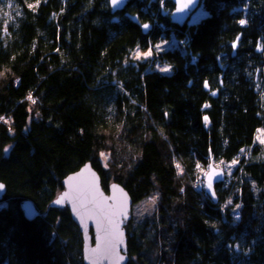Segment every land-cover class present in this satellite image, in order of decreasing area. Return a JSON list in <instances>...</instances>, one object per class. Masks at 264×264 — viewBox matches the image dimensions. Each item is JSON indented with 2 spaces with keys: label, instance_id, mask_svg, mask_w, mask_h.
I'll return each mask as SVG.
<instances>
[{
  "label": "trees",
  "instance_id": "trees-1",
  "mask_svg": "<svg viewBox=\"0 0 264 264\" xmlns=\"http://www.w3.org/2000/svg\"><path fill=\"white\" fill-rule=\"evenodd\" d=\"M174 6L0 0V264H84L50 203L86 162L134 203L156 195L127 264H264V0H201L183 25Z\"/></svg>",
  "mask_w": 264,
  "mask_h": 264
},
{
  "label": "water",
  "instance_id": "water-1",
  "mask_svg": "<svg viewBox=\"0 0 264 264\" xmlns=\"http://www.w3.org/2000/svg\"><path fill=\"white\" fill-rule=\"evenodd\" d=\"M175 4L171 19L178 25H183L200 4L201 0H172ZM128 0H120L111 5L114 10L122 9ZM182 8V11H178ZM0 200L6 193V185L0 181ZM64 189L51 202L50 206L67 208L71 218L78 225L83 239L84 264H127L129 253L127 246V231L125 225L131 218L132 198L126 188L118 182H111L107 189L102 186L98 171L86 162L77 171L68 174L63 180ZM211 185V186H209ZM207 191L213 195V183L207 182ZM68 195L65 196L64 194ZM63 197L60 204L56 201ZM25 217L29 220L40 215L32 200L23 202ZM122 234V235H119ZM99 245V248H98ZM114 245V247H113ZM92 249H98L94 254ZM123 257V259H121Z\"/></svg>",
  "mask_w": 264,
  "mask_h": 264
},
{
  "label": "rangeland",
  "instance_id": "rangeland-1",
  "mask_svg": "<svg viewBox=\"0 0 264 264\" xmlns=\"http://www.w3.org/2000/svg\"><path fill=\"white\" fill-rule=\"evenodd\" d=\"M204 14H205V12L203 11L202 7L199 6L196 10H194L191 13L190 17L188 18V21H190V22L197 21ZM144 54H145L144 52L141 53L140 51H135L134 56L135 57H138V58H141V57H144L145 56ZM165 66L168 67L169 70L168 71H165L164 73H169L171 71V68L168 65H165ZM4 119H7V118H4ZM1 121L2 120H0V122ZM102 158H103L102 161L105 164L106 157L103 155ZM203 177L204 176L202 174V177L199 179V185H201V184L204 183ZM154 208H155V200H153V199H151L149 197L148 198H145L144 200H142V201H140L138 203H135L132 206L131 218L128 220L126 227L128 228V225L129 224H133L134 225L135 223L140 222L142 219H144V218L149 217L150 215H152V213L154 211Z\"/></svg>",
  "mask_w": 264,
  "mask_h": 264
},
{
  "label": "snow or ice",
  "instance_id": "snow-or-ice-1",
  "mask_svg": "<svg viewBox=\"0 0 264 264\" xmlns=\"http://www.w3.org/2000/svg\"><path fill=\"white\" fill-rule=\"evenodd\" d=\"M37 2H38V0H37ZM119 2H120V0H112L113 5H116V4H118ZM181 2H182V0H178V3H181ZM190 3H192V0H187V3L184 4V7H187V4H190ZM28 7H33V5H28ZM177 10H178V11H182L183 9H182V8H178ZM239 22H240L241 24H244V23H245L244 20H240ZM144 27L147 28L148 25L145 24ZM238 39H239V37H237V40H238ZM157 47H159V45H157ZM233 47H235V44H233ZM149 54H150V51H149V53H145L144 55L147 56V55H149ZM168 70H169L168 68H164V69H162V71H168ZM205 86H207V82H205ZM28 98H29V99H32L30 95H29ZM33 103H35L34 100H33ZM3 119H4L3 117H0V120H3ZM205 120H207V117H205ZM5 151H7V149H5ZM234 163H235V162H234ZM178 167H179V165H178ZM209 186H211V185H209ZM0 187H3V185H0ZM64 195L67 196L68 194L65 193ZM62 200H63V197H61L60 199H58V200L56 201V203H57V204H60V203L62 202ZM119 235H122V234H119ZM113 247H114V245H113ZM98 248H99V245H98ZM97 250H98V249H92V252L95 254V253L97 252ZM121 259H123V257H121Z\"/></svg>",
  "mask_w": 264,
  "mask_h": 264
},
{
  "label": "bare ground",
  "instance_id": "bare-ground-1",
  "mask_svg": "<svg viewBox=\"0 0 264 264\" xmlns=\"http://www.w3.org/2000/svg\"><path fill=\"white\" fill-rule=\"evenodd\" d=\"M175 24H177V23H175ZM177 25H178V24H177ZM206 172H207V171H206ZM206 172H205V173H206ZM198 182H199V180L196 182V187H199V186H198V185H199ZM194 184H195V183H194ZM197 184H198V185H197ZM102 186H103V185H102ZM201 186H202V187H205L206 190H207V185H206L205 183L201 184ZM63 187H64V185H63ZM103 188H104V187H103ZM63 189H64V188H63ZM104 189H105V188H104ZM213 189H214V187H213ZM62 191H63V190H62ZM62 191H61V192H62ZM61 192H60V193H61ZM60 193H59V194H60ZM128 193H129V192H128ZM4 195H5V194H4ZM4 195H3V198H4ZM57 196H58V195H57ZM57 196H56V197H57ZM56 197H55V198H56ZM155 197H156V195L149 196V198H151V199H153V200H155ZM3 198H2V199H3ZM55 198H54V199H55ZM2 199H1V200H2ZM132 201H133V200H132ZM50 204H51V203H50ZM134 204H135V203L133 202L132 206H133ZM36 207H37V206H36ZM51 207H52V206H51ZM54 208H60V207H54ZM64 208H67V206L64 207ZM22 209H23V207H22ZM60 209H61V208H60ZM38 210H39V209H38ZM23 211H24V209H23ZM131 211H132V208H131ZM39 212H40V211H39ZM131 214H132V213H131ZM37 217H38V216H37ZM37 217H36V218H37ZM72 220H73V219H72ZM73 221H74V220H73ZM127 222H128V221H127ZM76 225H77V224H76ZM77 226H78V225H77ZM126 226H127V223H126V225H125V229H126V231L128 232ZM78 228H79V227H78ZM79 230H80V229H79ZM80 233H81V231H80ZM81 235H82V233H81ZM127 238H128V236H127ZM82 243H83V239H82ZM82 259H83V249H82Z\"/></svg>",
  "mask_w": 264,
  "mask_h": 264
},
{
  "label": "built area",
  "instance_id": "built-area-1",
  "mask_svg": "<svg viewBox=\"0 0 264 264\" xmlns=\"http://www.w3.org/2000/svg\"><path fill=\"white\" fill-rule=\"evenodd\" d=\"M198 186H199L198 188L202 187L201 185H198Z\"/></svg>",
  "mask_w": 264,
  "mask_h": 264
}]
</instances>
